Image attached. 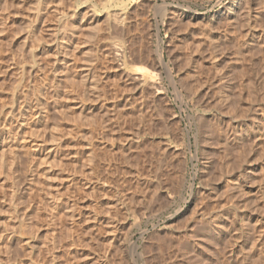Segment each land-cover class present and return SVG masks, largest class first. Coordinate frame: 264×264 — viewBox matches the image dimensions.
Returning <instances> with one entry per match:
<instances>
[{
  "label": "rangeland",
  "instance_id": "374dc122",
  "mask_svg": "<svg viewBox=\"0 0 264 264\" xmlns=\"http://www.w3.org/2000/svg\"><path fill=\"white\" fill-rule=\"evenodd\" d=\"M42 2L0 0V264H264V0Z\"/></svg>",
  "mask_w": 264,
  "mask_h": 264
},
{
  "label": "bare ground",
  "instance_id": "6f19581e",
  "mask_svg": "<svg viewBox=\"0 0 264 264\" xmlns=\"http://www.w3.org/2000/svg\"><path fill=\"white\" fill-rule=\"evenodd\" d=\"M43 0H36V3H37V6H36V18H39V16H40V14H41V6L43 5L42 2ZM45 3V2H44ZM42 4V5H41ZM109 8V7H108ZM57 10V9H56ZM58 11V10H57ZM104 11V10H103ZM57 14V13H56ZM115 15H117V14H115ZM115 15L113 16V17H115ZM109 16V15H108ZM124 16V15H123ZM232 16H233V14H232ZM121 17V16H120ZM126 17V16H125ZM63 18V17H62ZM64 18H66V16H64ZM108 18V17H107ZM110 18H112L111 16H110ZM119 18V17H118ZM117 17H115V21L117 22V24L118 23H122V21H120V22H118L119 21V19H118ZM68 19V18H67ZM67 19H65V20H67ZM113 20H114V18H113ZM113 20H112V23H114L113 22ZM123 20V19H122ZM61 21V20H60ZM107 21H108V19H107ZM111 21V20H110ZM111 23V24H112ZM109 24V23H108ZM60 25H62V22H60ZM110 25V24H109ZM120 25V24H119ZM123 25V24H122ZM63 26V25H62ZM108 26V25H107ZM110 27V26H109ZM115 27H116V25H115ZM58 29V28H57ZM113 29V28H112ZM116 29V28H115ZM58 31H61L62 32V29L60 30H58ZM54 32L55 34H60L61 32ZM64 32V31H63ZM53 33V34H54ZM54 34V35H55ZM63 34V33H62ZM61 36H63V35H61ZM56 39H58V38H56ZM59 45V44H58ZM60 46V45H59ZM119 46V45H118ZM120 47V46H119ZM121 48V47H120ZM107 49H108V53H109V55L110 56H115V57H124L125 56V54H124V50L122 51L121 49H119V48H117L115 45H114V43L113 44H110V45H108V47H107ZM127 49V48H126ZM127 56V55H126ZM125 56V57H126ZM125 59V58H124ZM120 60L122 61V59L120 58ZM91 69V68H90ZM93 70V69H92ZM91 70V71H92ZM89 71V70H88ZM139 72H140V74H139V76H136V77H134L133 75H130V76H132V80H134L137 84H139V85H141V86H145V87H148V88H152V89H154L158 94L160 93L159 91H158V88L156 87V86H158L157 84L155 85V82H154V80H153V78H152V76H151V73L150 72H148V70H146L145 68L143 69H139L138 70ZM93 73V72H92ZM89 72L87 73V76L86 77H89ZM92 75V74H91ZM90 78V77H89ZM91 80H92V78H91ZM95 80V79H94ZM93 81V80H92ZM91 81V82H92ZM92 86V85H91ZM94 86V85H93ZM95 87H96V85H95ZM159 88L161 87V86H158ZM94 88V87H93ZM95 89H97V88H95ZM161 89V88H160ZM159 89V90H160ZM150 90V89H149ZM156 92H154V93H156ZM182 177V176H181ZM128 243H129V241H128ZM131 246V245H130ZM132 247V246H131Z\"/></svg>",
  "mask_w": 264,
  "mask_h": 264
}]
</instances>
